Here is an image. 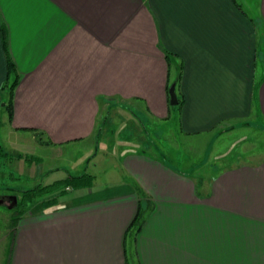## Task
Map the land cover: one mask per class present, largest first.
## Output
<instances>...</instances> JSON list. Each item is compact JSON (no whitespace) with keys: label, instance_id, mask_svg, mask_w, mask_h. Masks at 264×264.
Returning <instances> with one entry per match:
<instances>
[{"label":"crops","instance_id":"0c3cea01","mask_svg":"<svg viewBox=\"0 0 264 264\" xmlns=\"http://www.w3.org/2000/svg\"><path fill=\"white\" fill-rule=\"evenodd\" d=\"M246 1L0 0V92L17 75L0 123L6 114L40 145L90 148L102 108L129 102L172 118L207 158L187 172L133 140L140 147L120 153L123 183L36 197L15 214L2 264H264V157L209 154L217 126L264 119V0Z\"/></svg>","mask_w":264,"mask_h":264},{"label":"rangeland","instance_id":"374dc122","mask_svg":"<svg viewBox=\"0 0 264 264\" xmlns=\"http://www.w3.org/2000/svg\"><path fill=\"white\" fill-rule=\"evenodd\" d=\"M239 1L242 2L244 9H248L246 0ZM169 73L174 79V69ZM118 105L102 108L98 117V125L101 124L94 133V138H97L98 142L96 146L91 145L90 148H87L89 145H84L85 142L40 145L27 132H13L5 120L6 114L3 115L4 123H0V152H7L0 154V197L12 196L38 182L45 184L64 178L67 173L87 172L92 176L91 184L100 187L123 183L124 172L119 159L124 154L123 150L132 151L139 146L133 140H137L136 143L143 140V143L148 144V151L159 154L160 163L168 167H179L187 172L204 158V153L199 156L192 151L191 144H194L195 139L179 140L180 135H175V121L172 118H169V121L149 119L146 115L142 116L138 112L139 109L129 102H121ZM225 124L223 127L217 126L216 136L209 142L212 144L209 154H215L216 150L223 151L229 156L226 158L228 163L244 158L255 161L264 157V119H244ZM94 148L97 149L95 156ZM237 151H241L243 155L239 159L234 156ZM121 152L123 154L120 155ZM18 153L21 155L17 157ZM25 155L27 157L23 158ZM193 177L197 178L194 175ZM73 189L75 190L61 193L56 197L59 199L70 197L78 191L76 188ZM4 202L0 203V264L5 263L7 259L11 237V233L8 232L16 220L13 217L12 204ZM29 206L31 202H28L27 208ZM127 239L129 240L130 236H127Z\"/></svg>","mask_w":264,"mask_h":264},{"label":"trees","instance_id":"16d2710c","mask_svg":"<svg viewBox=\"0 0 264 264\" xmlns=\"http://www.w3.org/2000/svg\"><path fill=\"white\" fill-rule=\"evenodd\" d=\"M167 55L168 54H165L166 58H167ZM167 62H170L168 58H167ZM16 80H17V75L14 73L12 79L8 83H6L3 87H1V89L3 90L0 92V95H1L0 98H3L2 99L3 105H4L3 107L6 110L8 117H10L11 115L12 88L14 84L16 83ZM177 81H178V72L175 74L174 79L171 82L174 85V91H175L176 99H177V102L174 105H178L180 103V96H179V93L176 91ZM100 124L97 126L96 129L99 128ZM4 153H5L4 151L0 152V154H4ZM23 157L26 158L27 156H23ZM91 177L92 176L88 174L87 172H81L79 174L67 173V175L64 178L54 180L50 183L42 184L38 182L31 187L24 188L20 190L19 193L14 194L15 202L12 206V210H13L12 213L13 215H15L17 213L23 212L27 208L28 202H32L34 198L40 197L45 194L47 195L53 194L49 199L46 200V203L50 204L55 201L57 195L66 192L67 189L65 187L76 188L79 186L90 185L91 180H92ZM148 209L149 207L145 206L143 209H139L136 212L131 223L129 224V228L130 227L132 228L131 230L132 234L136 232V230L142 223L144 214L146 213Z\"/></svg>","mask_w":264,"mask_h":264},{"label":"water","instance_id":"95a60500","mask_svg":"<svg viewBox=\"0 0 264 264\" xmlns=\"http://www.w3.org/2000/svg\"><path fill=\"white\" fill-rule=\"evenodd\" d=\"M167 95H168V103L171 104V105L176 104L177 99H176V94H175V91H174L173 83L169 84V86L167 88ZM11 197L13 198V202H15V196L12 195ZM0 203H5L3 201V197H0Z\"/></svg>","mask_w":264,"mask_h":264},{"label":"flooded vegetation","instance_id":"af4514ba","mask_svg":"<svg viewBox=\"0 0 264 264\" xmlns=\"http://www.w3.org/2000/svg\"><path fill=\"white\" fill-rule=\"evenodd\" d=\"M3 201H6V204H7V202H9L11 204L14 203L13 198L9 195L7 197H3Z\"/></svg>","mask_w":264,"mask_h":264},{"label":"built area","instance_id":"2783aa9c","mask_svg":"<svg viewBox=\"0 0 264 264\" xmlns=\"http://www.w3.org/2000/svg\"><path fill=\"white\" fill-rule=\"evenodd\" d=\"M66 189H68V187H65Z\"/></svg>","mask_w":264,"mask_h":264}]
</instances>
